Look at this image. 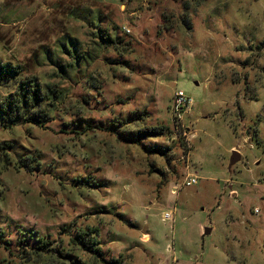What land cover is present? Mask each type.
<instances>
[{"label":"rangeland","instance_id":"374dc122","mask_svg":"<svg viewBox=\"0 0 264 264\" xmlns=\"http://www.w3.org/2000/svg\"><path fill=\"white\" fill-rule=\"evenodd\" d=\"M0 63V264H264V0H0Z\"/></svg>","mask_w":264,"mask_h":264},{"label":"trees","instance_id":"16d2710c","mask_svg":"<svg viewBox=\"0 0 264 264\" xmlns=\"http://www.w3.org/2000/svg\"><path fill=\"white\" fill-rule=\"evenodd\" d=\"M12 70L15 71V75L13 74V79H10V80L16 85L17 88L12 95H9L6 99H4L2 102H0V114L4 115L3 119L6 120V116H8L9 118L11 116V118H12L11 122H12L14 120V118H16V117L20 118V119H22L23 117H27L29 121L32 120V122H35V123H41L42 120L48 119L46 114L42 113V111L39 113V112H32V110H30L31 107L33 108L32 102H30L31 99L33 101H35L36 103H39V102L44 103L45 100L47 99L46 94H44L43 91L40 89V85L35 83L36 78H35V80L31 79V78L24 80L20 76L21 71L19 68H15V69L11 68L10 69L9 67H4L0 63V81L1 80H9L6 78L4 73L7 72L8 74H10L12 72ZM16 74L19 76L16 77ZM28 114H29V116H28ZM8 117H7V119H8ZM11 124H15V122L13 121ZM78 232H79V235H76V236L80 238V239H78V242L82 245V247L91 248L93 250V252H95L96 254L101 256L100 250H98V246H97V245H99L100 242L98 241L97 238H93V236L91 235L94 233L97 234V229H90L89 231L85 230L83 233H81V231H78ZM88 235H90L91 238H87ZM30 237L27 241H25L23 239H21L19 241L16 240V242H15L16 243V249L15 250L17 252H21V249H23L24 247H28L29 249H32L31 244H29L30 241H32V243H35V246H34L35 250L51 251V249H48V245H50V242H48V240H46L44 237L37 236V237H35V238H37L35 240H33ZM8 245H10V244H8ZM90 245H91V247H90ZM92 246H97V247L95 248ZM0 248H2V246H0ZM7 249H8V247H6V250ZM8 250H10V249H8ZM24 250H25V248H24ZM7 264H8V262H7ZM110 264H121V262L118 260H115V261H112Z\"/></svg>","mask_w":264,"mask_h":264},{"label":"built area","instance_id":"2783aa9c","mask_svg":"<svg viewBox=\"0 0 264 264\" xmlns=\"http://www.w3.org/2000/svg\"><path fill=\"white\" fill-rule=\"evenodd\" d=\"M129 32V30H127ZM174 103H175V106L177 105H182V104H188L189 103V99H186L185 96H184V93L182 91H179L175 94V100H174ZM197 184V178L196 177H193V176H187L186 178V182H185V185L186 186H192V185H195ZM172 213L170 212H166L163 217H162V220L164 222L166 221H170L173 219L172 217Z\"/></svg>","mask_w":264,"mask_h":264},{"label":"water","instance_id":"95a60500","mask_svg":"<svg viewBox=\"0 0 264 264\" xmlns=\"http://www.w3.org/2000/svg\"><path fill=\"white\" fill-rule=\"evenodd\" d=\"M241 159V155L238 151H234L232 154V157L230 159V163H229V169H231L236 163H238ZM205 233L209 234L210 233V229H205Z\"/></svg>","mask_w":264,"mask_h":264}]
</instances>
